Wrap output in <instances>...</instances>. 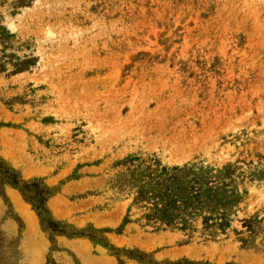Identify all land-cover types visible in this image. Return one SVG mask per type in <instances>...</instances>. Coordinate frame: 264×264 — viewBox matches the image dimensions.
<instances>
[{
    "label": "rangeland",
    "instance_id": "rangeland-1",
    "mask_svg": "<svg viewBox=\"0 0 264 264\" xmlns=\"http://www.w3.org/2000/svg\"><path fill=\"white\" fill-rule=\"evenodd\" d=\"M0 19L6 53L32 59L0 73V156L54 189V219L93 236L50 231L0 177V264H154L124 250L264 264V0H0ZM130 153L231 166L227 233L119 231L130 199L112 182Z\"/></svg>",
    "mask_w": 264,
    "mask_h": 264
},
{
    "label": "trees",
    "instance_id": "trees-1",
    "mask_svg": "<svg viewBox=\"0 0 264 264\" xmlns=\"http://www.w3.org/2000/svg\"><path fill=\"white\" fill-rule=\"evenodd\" d=\"M10 35L5 33L0 19V73L7 70L10 64L14 74L29 68L32 59L12 60L6 53L11 46ZM120 169L115 173L112 185L129 204L119 227V231L128 223H137L149 227L151 231L165 229L178 230L188 235L189 241L195 232L203 240H216L225 235L230 228L231 215L237 201V182L232 175L231 166L216 168L203 160L187 162L182 165H168L152 154H131L115 163ZM0 177L18 189L35 210L40 222L50 231L70 237L89 236L90 233L77 230L54 219L46 203L54 194V189L41 178L24 180L18 171L9 166L0 156ZM259 222L257 215L242 220L243 229L238 231V241L245 245L255 233ZM186 241V242H187ZM119 256L120 249L110 246ZM139 261L154 263L145 252L133 253ZM121 264L122 260L119 259ZM168 264H209L187 259L169 262Z\"/></svg>",
    "mask_w": 264,
    "mask_h": 264
}]
</instances>
